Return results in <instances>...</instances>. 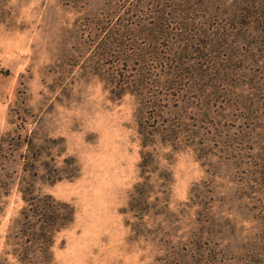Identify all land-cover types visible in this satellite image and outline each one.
<instances>
[{
	"label": "rangeland",
	"instance_id": "obj_1",
	"mask_svg": "<svg viewBox=\"0 0 264 264\" xmlns=\"http://www.w3.org/2000/svg\"><path fill=\"white\" fill-rule=\"evenodd\" d=\"M247 1L0 0V131L12 127L10 108L25 101L38 114L40 136H63L81 166L76 179L43 186L76 207L74 226L55 242L56 264L171 258L124 212L139 180L138 102L128 92L115 97L110 80L141 68L163 94L161 121H174L178 110L184 119L176 149H158L171 155V164L162 161L173 173L171 240L204 219L220 264H264V18L237 21ZM255 1L264 13V0ZM161 16L165 33L149 35ZM111 37L126 47L111 48L103 62ZM158 58L186 62L191 78L162 88L176 70ZM3 201L0 251L23 204L16 188Z\"/></svg>",
	"mask_w": 264,
	"mask_h": 264
},
{
	"label": "trees",
	"instance_id": "obj_2",
	"mask_svg": "<svg viewBox=\"0 0 264 264\" xmlns=\"http://www.w3.org/2000/svg\"><path fill=\"white\" fill-rule=\"evenodd\" d=\"M262 7L263 2H243L241 16L235 19L239 21L247 17L253 21L256 17L260 21L264 13L257 9ZM164 23L165 18L161 16L155 27L149 30V35L165 33ZM117 46L126 47L122 42H116L114 37L103 43L99 60L105 62L107 59L104 58L110 55L111 48ZM158 50L156 45L155 51ZM119 61L132 62L133 59L124 57ZM155 61L175 65L176 73L170 78L171 83L164 82L162 88L174 89L191 78L183 73L186 62H170L164 58ZM141 69L143 74L136 73L131 77L123 73L110 80L115 97L121 98L128 92L135 95L138 102L135 116L142 148L137 165L139 180L129 191L128 206L124 212L130 213L135 220L131 224L134 231L143 230L152 235L157 246L172 253L171 258L164 259L167 264H220L223 262L222 252L216 244H212V240L208 243L205 240L203 225L211 223L207 220L195 219L188 235L173 242L172 233L176 229L172 226L174 213L170 208L173 173L170 166L162 162L166 160L171 164V155L158 149L159 145L176 149L180 141L178 127L179 124L184 125V119L178 110V118L174 121H161L166 114L158 103L163 94H155L151 90L154 76L146 73L145 68ZM9 116L8 122L12 127L0 131V211L3 199L10 196L14 188L20 193L23 204L10 219L4 248L0 251V264H56L55 242L62 232L74 226L76 207L72 202L45 191L43 186L76 179L81 166L77 158L67 152L63 136H40L38 114L25 101L12 106Z\"/></svg>",
	"mask_w": 264,
	"mask_h": 264
}]
</instances>
